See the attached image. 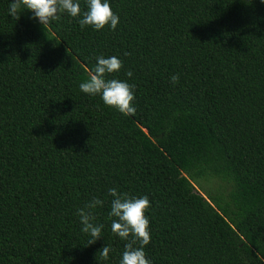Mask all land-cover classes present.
Segmentation results:
<instances>
[{
    "label": "trees",
    "instance_id": "obj_1",
    "mask_svg": "<svg viewBox=\"0 0 264 264\" xmlns=\"http://www.w3.org/2000/svg\"><path fill=\"white\" fill-rule=\"evenodd\" d=\"M109 3L116 28L94 30L0 0V264H119L110 187L147 196L152 264H264V4ZM97 55L120 58L105 78L134 85V115L80 91Z\"/></svg>",
    "mask_w": 264,
    "mask_h": 264
},
{
    "label": "clouds",
    "instance_id": "obj_2",
    "mask_svg": "<svg viewBox=\"0 0 264 264\" xmlns=\"http://www.w3.org/2000/svg\"><path fill=\"white\" fill-rule=\"evenodd\" d=\"M260 3L264 4V0H260ZM84 5V10H81L80 0H9L7 12L11 17L18 18L21 9L27 10L31 13L29 19H35L42 26L56 20L61 13H67L77 18L81 28L86 25L94 30H100L105 25L109 29L116 28L119 17L112 11L109 0H84ZM121 66L122 62L117 56L97 55L94 66L89 70L88 78L79 83L78 87L85 94L98 95L103 104L114 108L122 116L129 117L136 111L134 85L116 78H105V74L118 72ZM125 75L131 77L132 73L127 71ZM178 79V74L169 76V81L173 85ZM108 195L112 197L108 216L114 218L110 225L111 231L120 239L127 241L119 264H152L144 252V245L150 240L149 221L144 214L149 206L147 196H129L118 192L116 187L108 188ZM102 204L103 201L94 196L82 208L76 210L81 232L90 237L87 244L100 238L103 225L93 223L92 210ZM109 251L106 245L101 248V254L105 258Z\"/></svg>",
    "mask_w": 264,
    "mask_h": 264
},
{
    "label": "rangeland",
    "instance_id": "obj_3",
    "mask_svg": "<svg viewBox=\"0 0 264 264\" xmlns=\"http://www.w3.org/2000/svg\"><path fill=\"white\" fill-rule=\"evenodd\" d=\"M207 182H208V181H207ZM207 182H204V181H203V185H204L203 187H204V188L206 187L205 189H207V188L210 189V185H208L209 183H207ZM193 183H194V182H193ZM194 187H195V189L198 190V191L202 189V188L200 189L199 185H197L196 183H194ZM202 190H203V189H202Z\"/></svg>",
    "mask_w": 264,
    "mask_h": 264
}]
</instances>
